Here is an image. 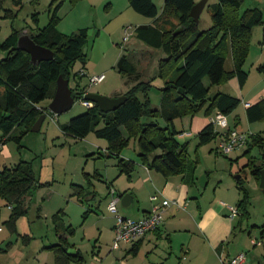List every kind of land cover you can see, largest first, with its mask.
Here are the masks:
<instances>
[{
    "label": "rangeland",
    "instance_id": "374dc122",
    "mask_svg": "<svg viewBox=\"0 0 264 264\" xmlns=\"http://www.w3.org/2000/svg\"><path fill=\"white\" fill-rule=\"evenodd\" d=\"M164 2L154 0L160 13ZM58 4L52 0H5L0 12V43L13 30L28 36L38 34L50 23ZM215 4L217 0H208L200 18L199 31L212 26V9ZM254 8L264 14V0H245L239 13L242 15L246 10ZM57 17V29L63 35L71 36L80 30H88V41L84 48L86 62L77 60L70 68L69 86L73 92L85 90L87 94L116 98L117 92L125 91L130 85L125 84L128 78L118 69V62L125 56L135 65L141 79L151 82L149 100L153 108H161L164 81L160 78L159 69L165 54L148 47L138 39L136 33L139 27L152 25L154 19L136 13L130 7L129 0H81L76 3L66 0L59 7ZM127 30L133 36L125 41ZM262 41L263 27L256 26L244 65L248 80L243 89L239 88L236 80L231 79L228 83L211 88L210 97L223 92L233 96L241 95L248 101L264 89V72L258 70L264 65ZM6 55L0 48V61ZM226 68L232 69L230 57ZM103 74L106 76L103 83L90 85V77ZM139 98L143 100L144 96L140 94ZM84 100L77 101L70 111L60 115L48 109L47 118L39 132H29L17 141L13 138L19 136L18 129L1 147L0 171L4 167L13 168L21 162H27L32 165L37 183L24 200L28 214L17 220L16 231L12 232L9 224L12 214L10 203L0 196V264H56L57 255L48 247L59 244L61 237H66L72 246L70 249L81 252L83 256L82 261L69 264H187L188 260L185 254V258L182 256L181 248L182 242L188 237L181 234L175 236L172 249L164 240L158 247L153 244L144 246L137 254L129 252L130 245L122 246L120 250L113 249V226L117 219L109 211L111 191L114 190L117 195H126L127 189L133 186L135 193L144 198L148 196V188L137 182L136 170L129 178L124 173L120 174L116 158L102 157L105 147L100 144H106L104 139L97 138L94 133L85 139H77L62 131V127L71 119L87 111L89 107L84 105ZM49 104L46 101L41 105L48 107ZM244 114V103H241L235 111V117L233 115L230 118L233 121L238 115L242 117V122L237 125L238 131H250L247 133L264 136V121L250 125ZM190 116L174 120L177 131H186L184 119ZM192 117L197 120L208 118L204 111ZM150 121H156L162 127L166 124L162 117L156 120L142 119L144 123ZM197 135L194 130L186 133L185 137L181 134L177 136L181 144H188V157L195 164L194 172L198 179L197 185L190 192L189 202L192 204L187 205L185 214L188 216L198 202L204 210L213 207L223 216L235 220L236 229L224 243L226 250L233 258L244 254L245 264H264V188L251 175L249 166L251 158L264 164V150L256 146L248 154H245L246 149H242L224 155L216 149L220 143L218 139L207 145H199ZM2 136L0 131V139ZM138 150L137 141L132 139L123 152V158L138 160ZM203 176L207 179L205 187L199 184ZM240 177L245 181L249 194V202L242 209H238V203L243 197L237 184ZM181 178L178 176L174 180L180 181ZM77 188L82 194L77 193ZM130 208L120 202L117 205L118 214L135 219L134 214L128 212ZM131 210L137 212L133 206ZM234 210H237L236 214ZM55 216L59 219L54 220ZM69 229L73 230L71 235L68 234ZM207 259L203 264H216ZM191 264L200 263L194 260Z\"/></svg>",
    "mask_w": 264,
    "mask_h": 264
},
{
    "label": "trees",
    "instance_id": "16d2710c",
    "mask_svg": "<svg viewBox=\"0 0 264 264\" xmlns=\"http://www.w3.org/2000/svg\"><path fill=\"white\" fill-rule=\"evenodd\" d=\"M4 1L0 0V12ZM64 1L66 0H52L59 4L50 23L38 34L30 36L36 44L55 53L53 60L34 64L31 56L18 48V40L23 35L18 30H13L0 43V48L7 53L0 61L2 146L13 137L16 130L19 129L20 134L13 139L19 141L31 132L41 116L46 115L47 118L49 106L41 104L46 101L51 103L59 77L69 80L70 68L74 62H86L84 48L88 41V30L83 29L66 36L57 29V11ZM70 1L76 3L81 0ZM244 1L217 0L212 9V26L199 31V24L190 17L197 0H165L162 13L154 0H129L130 7L136 13L154 19L155 22L153 26L139 27L136 30L138 39L148 47L161 50L165 54L159 69L160 78L164 81L161 108H153L149 100L151 82L143 81L135 65L123 56L118 62L119 72L134 82L123 95L127 97L126 102L116 111L108 113L94 105L85 113L71 119L62 127V131L77 139H85L90 133L104 139L108 143V157L118 159L121 173L129 178L134 170V162L122 159L121 154L131 140L135 139L139 156L150 170L159 172L166 178L183 176L186 183L196 182L195 164L188 157V144L178 141L177 136L182 132L177 131L174 120L187 115L194 116L201 111L207 117H213L216 113L229 117L241 104V100L235 96L218 92L210 97L209 93L211 88L228 83L231 79H237L240 87H244L248 80L244 65L250 53L251 35L256 26L263 27L264 44V14L260 9L254 8L241 15L239 11ZM179 27L183 31L174 35ZM229 57L232 60L230 70L226 68ZM258 70L264 72L263 66ZM180 89L183 93L179 92ZM86 94L85 90L73 92L75 103L84 99ZM140 94L144 96L143 100L139 98ZM246 116L250 124L263 122L264 98L250 104L246 109ZM144 117L154 120L162 117L166 124L162 127L156 121L144 123ZM236 128V124L234 128L231 127ZM219 137L220 134L212 123L197 135L199 145H207ZM256 146L264 150V136L248 134L245 154L250 153ZM256 160L251 158L249 166L251 175L260 183L264 164L257 163ZM36 183L30 163L21 162L13 168L4 167L0 171V196L10 203L12 214L9 224L12 232L16 231L17 220L28 214L24 200ZM237 184L243 194L238 203V209H242L249 202V194L242 177ZM78 192L82 194V191ZM58 219L55 216L54 220ZM72 233L73 230L69 229L68 234ZM60 240L59 244L48 247L57 255L56 264L83 260L79 251L76 256L68 255L67 250L72 246L66 237H61ZM139 242L132 248L133 254L138 253Z\"/></svg>",
    "mask_w": 264,
    "mask_h": 264
},
{
    "label": "crops",
    "instance_id": "0c3cea01",
    "mask_svg": "<svg viewBox=\"0 0 264 264\" xmlns=\"http://www.w3.org/2000/svg\"><path fill=\"white\" fill-rule=\"evenodd\" d=\"M154 24L155 22H153L152 26ZM234 80H236V83L239 86V88L243 89V87H240L238 80L237 79ZM125 84H130V85L126 87L127 89L125 91L117 92L116 93L117 95H115L116 98L123 96L126 93V91H128L134 85V82L128 79V82H126ZM235 97L239 98L241 100V103H244V113H245L244 115L246 121H248L246 116V109L250 104H254L264 98V89L261 90V92L258 95H256L254 99L248 101L244 100V98H242L241 95ZM233 115L235 117V112L231 116ZM231 116L229 117L227 116L228 121L230 120ZM238 116L234 118L233 121L231 120L229 121L230 127L234 128L235 124L238 125L239 123L242 122V117L240 115ZM211 118L212 116L203 120H197L196 117H192V116H190L189 118H185L184 123H185L186 131L184 132L182 131L181 134L183 135L182 137H185L186 133H188L189 131L193 132L195 130L197 134L200 133L207 125L211 123ZM247 132L250 133V131H245V133ZM218 140L219 142L221 141L220 137ZM219 144L220 143H218L216 148L218 152H220ZM100 145L102 147H105V150L103 151L104 154L102 155V157H108V149H107L108 143L106 142V144H100ZM123 152L121 154V158L128 161L126 157L123 158ZM137 155L139 158L138 160L136 159L130 160L134 162V170L131 173V176L136 170L137 182L147 186L148 196L141 198L140 195L135 193L133 186L132 189L130 188L127 189L126 191L127 194L131 196L130 206L131 208L132 206L134 207V209L136 208L138 212L137 213L136 211L131 210V208L128 210L129 213L134 214V216L136 217V218L134 217L135 219L133 220H141L144 217L148 216L151 213L152 209L155 207V205H160L161 202L164 200L175 201L179 206V207L171 206L165 210L163 224L156 231L148 234V236H146L138 243V248H139L138 252H140V250L144 246L146 247V245L150 246L151 244H153L155 247H158L159 246L158 244H160L163 240L168 242L170 244V248L172 249L173 248L172 246L174 245L175 236L181 234L184 237L185 236L188 237L187 240L182 242V248H181V252L183 254L182 256H184L185 254L186 260H188L187 264H191L194 260L198 261V263L200 264H203L205 263V259L207 258L209 260L211 259L212 261H215L216 264H221V263L227 264L228 261L233 259L232 254L226 250L224 243L229 239L231 234L236 229V227L234 226L235 220L223 216L222 215L223 213H221L218 210H215L213 207H209L204 210L200 207V204L198 202L196 203L197 206L196 207L193 206L191 213H188L187 216L185 214L187 205L190 206L192 204L191 202H189L191 198L190 192L192 191L193 187L197 185V181L194 182L193 184H189L186 183V181H184L183 176L180 181L174 180L178 176L166 178L161 173L156 172L154 170H150L147 164L144 161H142V159H140L139 152ZM139 161L142 164H140ZM118 169L120 171L119 167ZM142 177L144 179H142ZM115 196H119V195H117L116 193ZM154 197H157L156 202H153L151 200ZM135 201L137 202L136 205L134 204ZM114 227L115 225L113 226V232H114ZM184 237L182 238L183 240ZM125 245L126 244H122L118 250H120L122 246ZM134 245L135 244L130 245L131 248L129 249V252L132 250ZM147 249L150 250V247H148Z\"/></svg>",
    "mask_w": 264,
    "mask_h": 264
},
{
    "label": "built area",
    "instance_id": "2783aa9c",
    "mask_svg": "<svg viewBox=\"0 0 264 264\" xmlns=\"http://www.w3.org/2000/svg\"><path fill=\"white\" fill-rule=\"evenodd\" d=\"M128 33V30H127ZM133 36L132 33H128L125 37V41L129 40V37ZM83 73V70H81ZM106 80V76L98 75L90 77V85L95 86L103 83ZM85 101V100H84ZM87 107H92L93 104L89 102H84ZM211 123L215 127V130L220 134V144L219 151L224 155H230L231 153L246 149L248 142V134L245 132H240L237 129H231L227 116L222 113H216L211 118ZM2 145L0 143V149ZM116 192L111 191L112 201L109 205V211L116 215L117 222L114 227L115 240H114V250H118L122 244L133 245L144 239L148 234L156 231L164 221L165 210L171 206H178L177 202L164 200L160 205H155L151 213L141 220H133L130 218H125L118 214L117 205L121 201L119 196H115ZM154 201L157 197L153 198ZM179 207V206H178ZM237 210H234L236 214ZM246 262V257L244 254H240L237 257L231 259L227 264H244Z\"/></svg>",
    "mask_w": 264,
    "mask_h": 264
},
{
    "label": "water",
    "instance_id": "95a60500",
    "mask_svg": "<svg viewBox=\"0 0 264 264\" xmlns=\"http://www.w3.org/2000/svg\"><path fill=\"white\" fill-rule=\"evenodd\" d=\"M208 0H202L197 2V4L192 8L190 12V17L193 18L197 24L200 22V17L206 8ZM183 31V28H178L174 35H178ZM18 48L22 51L28 53L31 56V61L34 64H39L44 61H51L55 58V53L50 49L42 47L36 44L33 39H31L28 35H22L18 40ZM264 69V65H263ZM180 93L183 91L180 89ZM86 102L92 103L93 105H98L102 112H114L119 109L127 100L126 96H120L117 98H110L101 95H92L86 94L84 96ZM75 104V99L73 97V91L69 86V80L60 76L57 81V88L54 94V97L48 107L49 111L54 113L55 115H60L66 113L71 110L73 105ZM46 119V115L41 116L38 121L31 128V132H39L42 128V125ZM199 184L202 187L207 185L206 176H203ZM261 188H264V170L261 172ZM119 198L121 199L122 205L124 207H129L131 204V196L129 194L123 195L119 194ZM67 249V248H65ZM68 255L76 256L77 251L72 249L67 250Z\"/></svg>",
    "mask_w": 264,
    "mask_h": 264
}]
</instances>
